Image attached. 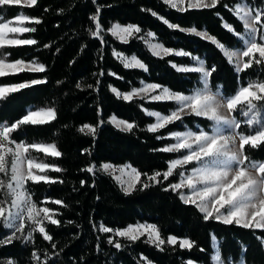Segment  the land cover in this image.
I'll use <instances>...</instances> for the list:
<instances>
[{
	"label": "trees",
	"instance_id": "obj_1",
	"mask_svg": "<svg viewBox=\"0 0 264 264\" xmlns=\"http://www.w3.org/2000/svg\"><path fill=\"white\" fill-rule=\"evenodd\" d=\"M235 2L220 0L215 8L177 11L163 0H97L96 3L93 0H37L32 7L20 5L0 9L6 19L15 17L20 11L40 19L39 24L25 25L34 27L35 32L17 34L21 39H35L36 44L6 47L0 51L11 53L9 61H35L45 68L43 72L25 70L0 77V86L32 79L45 81L0 99V124L16 122L29 110L52 108L55 119L50 123L26 125L21 132L12 135L29 143H54L62 154L51 157L30 150L33 157L57 165L62 171L39 173L56 180L55 183L28 181L26 185L38 206L58 212L54 218L61 222L59 225L44 221L46 232L53 240L46 241L39 232H34L27 243L15 239L0 244V260L37 264L32 257L35 252L41 264H212L216 246L221 258L229 264H241V261L243 264H264V243L260 239L264 237V229L227 225L214 218L205 220L204 214L194 205L184 203L178 192L164 190L178 182L180 169L168 180L162 175L157 177L160 182L147 179L156 172L166 171L168 162L181 156L177 152L158 151L173 140L157 139V136L189 129L196 131L201 127L210 133L211 122L185 115L182 121L149 132L146 129L154 123V118L144 110L167 114L176 107L175 103L145 98L125 101L122 97L142 84H156L183 94L201 88L200 73L177 71L173 67L191 66L196 62L194 58L203 61L207 70L215 68L209 77L212 91L219 88L225 95H232L242 83L264 80V62L253 63L237 73L223 52L208 39L169 28L163 22L166 19L183 29L195 27L198 31H206L228 49H235L242 47L243 41L224 26L227 21L238 33L244 31L242 22L226 7ZM248 2L264 8V0ZM98 6L103 31L93 37L96 24L91 17L97 14ZM116 24L138 26L141 31L122 42L108 31ZM149 32L153 33L155 43L190 55L170 54L163 58L153 55L146 44ZM260 32L264 33V29ZM117 54L128 58L135 56L146 70L126 68ZM255 56L259 58L258 53ZM235 115L244 120L239 112ZM112 117L135 127L131 131L119 129L110 122ZM86 124L96 129L94 134L87 129L80 131ZM240 131L250 132L251 129L242 125ZM245 152L256 161H264V144L257 148L245 145ZM103 164L130 165L142 174V183L126 194L112 176L102 170ZM92 166L93 172L86 171ZM144 183L148 187H144ZM45 200H61L66 206L42 204ZM136 224L155 225L165 243L158 248L146 242L145 235L131 241L114 232L99 231L101 225L119 230ZM4 233L0 221V240ZM169 236L188 239L193 246L169 245L166 242ZM116 243L120 244L119 248L115 247Z\"/></svg>",
	"mask_w": 264,
	"mask_h": 264
},
{
	"label": "snow or ice",
	"instance_id": "obj_2",
	"mask_svg": "<svg viewBox=\"0 0 264 264\" xmlns=\"http://www.w3.org/2000/svg\"><path fill=\"white\" fill-rule=\"evenodd\" d=\"M97 0H93L96 3ZM164 3L177 11H186L187 8H215L220 0H188L187 7H184L185 0H164ZM25 5L32 7L37 4V0H0V9L11 6ZM232 14L242 22L243 33H238L234 25L225 21L224 26L237 35L243 41V46L229 50L222 42L215 37L209 35L206 31H198L195 27L191 29H183L178 25H174L163 20L169 28L177 29L192 33L201 38H206L219 48L228 58L230 64H235L237 73L250 68L253 63L261 64L264 62V33L260 29H264V8L248 0H236L234 5H226ZM47 11V9H46ZM99 6L97 14L91 19L96 24V29L92 33L93 37H97L103 31L99 23ZM153 15H157L155 12ZM160 18V17H158ZM39 18H31L28 14L20 11L15 17L6 19L3 12H0V50L6 47H16L24 45L36 44L35 39L19 38L17 34L35 32L34 27L25 26L26 24H39ZM112 35L125 33L129 36L139 33L141 29L138 26L128 25L121 27L116 24L108 30ZM152 37L153 33L146 34ZM102 39V38H101ZM102 42L103 41L102 39ZM47 47V45H46ZM150 50L153 55L163 58L164 55H190L187 52L177 51L164 47L162 44H152ZM259 54L256 58L255 54ZM11 53L0 51V77L15 75L25 70L43 72L45 70L43 64H37L35 61L26 63L23 59H15L9 61L8 57ZM118 58L124 63L126 68L139 67L145 69V65L135 56L129 60L122 55ZM235 57V60L233 59ZM248 58L247 60L241 59ZM196 67H177V71L196 72L201 74L202 88L194 89L190 94L172 92L168 88H163L160 94L152 95L149 98L152 101H170L174 102L176 107L169 113H161L159 111H149L145 109V114L155 118V122L147 127L149 132H157L176 121H182L181 115L188 110L189 115L202 117L211 122V134L203 127L196 131L186 130L183 132H170L167 136H157V139H170L171 143L158 151L166 153H182L177 159L168 162V168L163 173L156 172L147 176L148 180L157 181V177L163 176L164 180H168L175 173V170L181 166H186L195 162L198 167L192 169L187 175L185 172L178 173L180 179L177 183H171L164 190L176 191L180 195V199L185 203L194 205L201 213H204V219H216L224 224H236L243 228H260L264 229V161H256L245 152V145L257 148L260 144H264V80H249L245 84H241L238 90L232 95H225L221 89L217 88L212 91L209 88V77L215 68L207 70L203 61L198 58ZM45 83L44 80L32 79L29 82L16 83L11 85L0 86V99L7 98L11 93L19 92L21 89L28 88L32 85ZM79 87V85H77ZM161 86L156 84H146L143 88L133 89L129 93H124L123 99L130 101L133 96L143 93L148 96L150 91H155ZM117 92L116 89H113ZM117 95L121 94L117 92ZM227 111V115L222 112ZM239 112L245 120L241 121L235 115ZM55 119V111L52 108L29 110L26 115L16 122L10 124H0V221L3 227L11 230L7 237L0 240V244L10 243L13 239H19L17 233H24L26 225L28 231L24 238L30 240L33 238L34 232H39L43 239L52 241L53 237L46 232L44 221L51 224L59 225L61 222L54 218L58 215L55 210L46 206H38L33 201V197L26 187L27 182L39 183H55L56 180L50 179L46 174L47 171L60 172L62 169L49 162H42L38 157H33L30 153L35 151L43 153L45 156L60 157L62 154L57 150L54 143L43 142H25L16 139L12 133L21 132L23 126L26 125H44ZM112 122L117 127L123 125L122 130L131 131L135 125L117 120L112 117ZM242 125L251 129L250 132L240 131ZM87 129L88 133L94 134L96 129L90 125H84L80 131ZM237 139L239 141L237 148ZM25 164L27 170H25ZM101 168L107 172L110 169L116 171L111 164H103ZM126 169L131 170L135 180L124 188L126 194L135 189V184L142 183L140 180L141 173L130 165H126L118 170L124 172ZM34 170H37L34 172ZM88 172L94 171V166L86 169ZM255 172L253 176L251 173ZM147 175V174H144ZM63 183V181H60ZM84 182L81 181V184ZM121 183H123L121 181ZM144 187H148L144 183ZM188 189V194L180 191L182 188ZM42 204L53 203L66 206L61 200L42 201ZM224 211H221V210ZM25 212L27 215L25 216ZM99 231L114 232L117 236L126 237L131 241L138 240L147 233L148 240L156 247H160L165 240L160 237L159 230L152 224L129 225L123 230H113L101 225ZM261 243H264V237H260ZM215 236H213L215 246ZM169 245L179 243L181 248H191L192 242L188 239L178 240L176 237L169 236L166 241ZM109 243H113L109 240ZM55 247V244L52 245ZM115 247L119 248L120 244L116 243ZM32 257L41 264L40 258L35 252ZM141 259H145L141 257ZM8 264H12L9 261ZM191 264V262H189ZM212 264H229L228 260H224L220 256L218 247L212 256ZM243 264V261H241Z\"/></svg>",
	"mask_w": 264,
	"mask_h": 264
},
{
	"label": "rangeland",
	"instance_id": "obj_3",
	"mask_svg": "<svg viewBox=\"0 0 264 264\" xmlns=\"http://www.w3.org/2000/svg\"><path fill=\"white\" fill-rule=\"evenodd\" d=\"M164 1V0H163ZM187 3H188V0H185V4H184V7H186L187 6ZM23 5V4H22ZM121 27H127V26H121ZM135 34V33H134ZM133 34V35H134ZM114 36V35H113ZM132 36V35H131ZM115 38H117L118 40H120V41H122V42H125L130 36L129 35H127V34H125V33H119L118 35H115L114 36ZM152 38H153V36L152 37H148L147 38V42H146V44H147V47H148V49L150 50V46L152 45V44H157V43H155L153 40H152ZM261 43H264V41H260ZM229 50H232V49H229ZM150 52L152 53V51L150 50ZM153 54V53H152ZM224 54V53H223ZM161 55L162 56H166V55H164L163 53H161ZM155 56H157V55H155ZM123 57H125V56H123ZM158 57H160V56H158ZM126 58H128V57H126ZM227 58V57H226ZM129 60L131 59V57H129L128 58ZM228 59V58H227ZM233 59L235 60V57H233ZM241 59H243V57L241 58ZM196 66H199L198 64H197V62H195V64H193V65H191V66H177V67H196ZM233 66H234V68H235V64H233ZM177 67H175L176 68V70H177ZM132 68V67H131ZM134 68H139V67H134ZM237 72V71H236ZM200 83H201V74H200ZM146 84H142L140 87H138V88H136V89H140V88H143L144 86H145ZM203 87V84L201 83V88ZM163 88L162 87H160L159 89H157V90H155V91H150L149 92V94H148V96H145L143 93H141L140 95H136V96H133L132 97V99L133 98H145L146 100H151L149 97L150 96H152V95H157V94H160V92H161V90H162ZM190 94V93H189ZM123 97V96H122ZM152 101V100H151ZM222 112L224 113V114H228L227 113V111L226 110H222ZM182 116H185V115H189L188 114V110H186L184 113H182L181 114ZM154 118V117H153ZM118 120V119H117ZM244 120H245V117H244ZM110 122L115 126V127H117L116 126V124L115 123H113L112 122V118L110 119ZM154 122H155V118H154ZM117 128H119V129H123V125H121L120 127H117ZM212 131V130H211ZM209 134H211V132L209 133ZM173 143H174V141H173ZM238 143H239V141H238V139H237V148H238ZM181 155H182V153H181ZM179 158V157H178ZM177 159V158H176ZM124 166H126V165H123V166H114V168H116L117 170L116 171H112L111 169L109 170V171H107V172H105L103 169V171L105 172V173H107V174H109V175H111L112 176V178L115 180V182L121 187V189L124 191V188L125 187H127L129 184H131V183H133L134 182V180H135V177H134V175L133 174H131V170L130 169H126L123 173L122 172H120L118 169L119 168H122V167H124ZM199 165H197L195 162H193L192 164H188V165H186V166H181V167H179V168H177V169H180V171H183V172H185V174L187 175L188 173H190L191 171H192V169L193 168H195V167H198ZM25 170H27V165L25 164ZM37 170H34V172H36ZM253 176H255L256 175V173L255 172H252L251 173ZM179 179H180V177H179ZM121 181L123 182V183H121ZM178 182H179V180H178ZM138 184V183H137ZM137 184H135V186L137 185ZM180 191H182V192H184L186 195L188 194V189L186 188V187H184V188H182ZM125 192V191H124ZM179 194V193H178ZM261 195H264V192H262L261 193ZM179 197H180V195H179ZM183 201V200H182ZM184 202V201H183ZM185 203V202H184ZM221 211H224L223 209L221 210ZM204 214V213H203ZM27 215V213L25 212V216ZM2 222V221H1ZM2 225H3V223H2ZM137 225V224H136ZM145 225H147V224H145ZM133 226H135V225H133ZM4 228V227H3ZM127 228V227H126ZM5 229V233L3 234V236L1 237V240H3V239H5L6 237H7V235L10 233V231L11 230H9V229H6V228H4ZM125 229V228H124ZM119 230H123V229H119ZM27 231H28V225H26V228H25V230H24V233L22 234V233H17V236H19L20 238L19 239H17V240H22L23 242H25V243H27V242H29L30 240H26L25 238H24V236L26 235V233H27ZM145 236L146 237H148L147 236V233L145 234ZM13 240H15V239H13ZM215 249H216V246L214 247ZM216 251V250H215ZM9 261H11V260H7V259H1L0 260V264H8V262ZM12 264H14V262H12Z\"/></svg>",
	"mask_w": 264,
	"mask_h": 264
},
{
	"label": "crops",
	"instance_id": "obj_4",
	"mask_svg": "<svg viewBox=\"0 0 264 264\" xmlns=\"http://www.w3.org/2000/svg\"><path fill=\"white\" fill-rule=\"evenodd\" d=\"M216 250V249H215Z\"/></svg>",
	"mask_w": 264,
	"mask_h": 264
}]
</instances>
